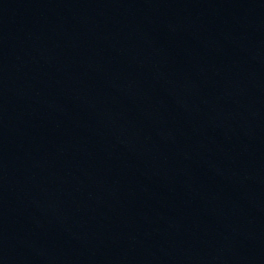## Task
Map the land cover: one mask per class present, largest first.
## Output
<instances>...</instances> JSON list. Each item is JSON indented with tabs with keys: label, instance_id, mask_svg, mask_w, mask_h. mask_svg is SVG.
<instances>
[{
	"label": "water",
	"instance_id": "water-1",
	"mask_svg": "<svg viewBox=\"0 0 264 264\" xmlns=\"http://www.w3.org/2000/svg\"><path fill=\"white\" fill-rule=\"evenodd\" d=\"M0 264H264V0H0Z\"/></svg>",
	"mask_w": 264,
	"mask_h": 264
}]
</instances>
